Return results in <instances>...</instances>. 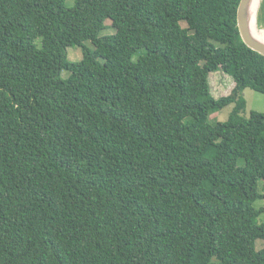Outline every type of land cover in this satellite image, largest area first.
Returning a JSON list of instances; mask_svg holds the SVG:
<instances>
[{"label":"trees","instance_id":"obj_1","mask_svg":"<svg viewBox=\"0 0 264 264\" xmlns=\"http://www.w3.org/2000/svg\"><path fill=\"white\" fill-rule=\"evenodd\" d=\"M240 2L0 0V264H264V113L242 115L264 55Z\"/></svg>","mask_w":264,"mask_h":264},{"label":"rangeland","instance_id":"obj_2","mask_svg":"<svg viewBox=\"0 0 264 264\" xmlns=\"http://www.w3.org/2000/svg\"><path fill=\"white\" fill-rule=\"evenodd\" d=\"M67 7L74 6V0H66ZM185 23V22H184ZM111 20L107 21V25H111ZM186 24V23H185ZM183 26H185L183 24ZM116 33V30L113 28H108L101 33V36H106L110 34ZM37 44L41 43V39L36 41ZM88 48L94 49V45L91 41L85 43ZM68 55L70 60L74 62H78L83 58V52L81 48L78 47H70L68 48ZM70 73L68 71H63V78L67 79ZM210 87L211 92L215 98H221L224 96H228L231 94L233 89L235 88V81L232 76L229 74L219 71L210 74ZM243 97L247 102L246 109L242 112V115L246 118H249L253 111L264 113V94L259 93L253 89L247 88L243 91ZM234 105H228L221 109L220 111L213 113L211 115V121L213 123L217 122H225L229 119L230 114L232 113ZM263 186V182H261L259 189ZM258 207L264 206V201H259L257 203ZM264 220V215L259 218L260 223ZM264 246V242L262 240L257 241V249H261Z\"/></svg>","mask_w":264,"mask_h":264},{"label":"water","instance_id":"obj_3","mask_svg":"<svg viewBox=\"0 0 264 264\" xmlns=\"http://www.w3.org/2000/svg\"><path fill=\"white\" fill-rule=\"evenodd\" d=\"M254 2L255 0H241L238 8V26L244 43L252 50L264 55V42L255 38L251 31Z\"/></svg>","mask_w":264,"mask_h":264},{"label":"bare ground","instance_id":"obj_4","mask_svg":"<svg viewBox=\"0 0 264 264\" xmlns=\"http://www.w3.org/2000/svg\"><path fill=\"white\" fill-rule=\"evenodd\" d=\"M261 1L262 0H255L253 4L252 13L254 14V19L251 23V31L255 38L264 42V29L260 28L257 23V14L261 5Z\"/></svg>","mask_w":264,"mask_h":264}]
</instances>
